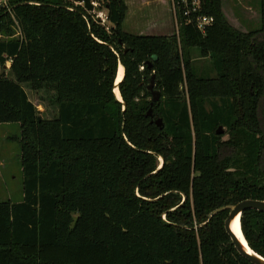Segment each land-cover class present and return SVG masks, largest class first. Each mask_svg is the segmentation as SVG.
Returning a JSON list of instances; mask_svg holds the SVG:
<instances>
[{"label": "trees", "instance_id": "16d2710c", "mask_svg": "<svg viewBox=\"0 0 264 264\" xmlns=\"http://www.w3.org/2000/svg\"><path fill=\"white\" fill-rule=\"evenodd\" d=\"M102 1L109 30L69 0L0 5V125L19 126L23 161V201L0 202V264H251L229 211L212 214L264 202V0L257 33L201 0L215 21L205 36L180 9L178 35L131 34L124 0ZM195 49L215 77L198 73ZM240 220L264 257V212Z\"/></svg>", "mask_w": 264, "mask_h": 264}, {"label": "rangeland", "instance_id": "374dc122", "mask_svg": "<svg viewBox=\"0 0 264 264\" xmlns=\"http://www.w3.org/2000/svg\"><path fill=\"white\" fill-rule=\"evenodd\" d=\"M222 11L226 20L238 30L249 33H257L261 29L260 8L261 0H220ZM6 4L8 0H5ZM127 6V14L124 20V29L131 34H140L151 25L153 20H168L175 23L173 34L178 35V22L176 21L171 0H124ZM104 1L95 11L96 19H104L102 25L109 30L112 25L108 22V11L104 7ZM175 21V22H174ZM156 26V25H155ZM1 38V35H0ZM192 51L191 58L194 66L201 76L205 78L215 77L210 60L201 58L198 51ZM9 67V65H8ZM8 69V68H6ZM0 68V75L3 73ZM9 74V71L6 72ZM29 98L41 113L42 119H53L57 115V109L49 101L45 100L46 94H36L26 88ZM182 93L186 86L181 88ZM240 112L242 108L239 109ZM21 130L17 124L0 125V202L18 203L23 201V172L21 157ZM163 160L160 159V163Z\"/></svg>", "mask_w": 264, "mask_h": 264}, {"label": "water", "instance_id": "95a60500", "mask_svg": "<svg viewBox=\"0 0 264 264\" xmlns=\"http://www.w3.org/2000/svg\"><path fill=\"white\" fill-rule=\"evenodd\" d=\"M73 1L76 3L84 4V7L87 11L93 12L95 9V5L93 3L97 2L98 0H73ZM120 66H123L121 62L118 66V70H119ZM124 74H125V69H124ZM117 77H118V73H117ZM123 79H124V77H123ZM123 79H122V81H123ZM122 81L117 83V78H116V83H115V88H114V94L115 95H116L115 89H118V91H119V85ZM154 87H155V85H154V81H153L151 83V85L149 86V90L152 91V94H153V103H156V102L160 101L161 95L158 91L154 90ZM119 95H120V98L116 95L117 99L120 102H123L120 91H119ZM124 110H126V106H124ZM152 116H153V109L151 108L147 114V117H152ZM155 124L158 127L163 128V121L161 119L156 120ZM219 134H222V131H219ZM162 167H163V164L161 165L160 168H162ZM185 200L186 199L184 198V201ZM251 209L264 212V202L252 200V199L247 200V201H243V202L235 204L233 206H229L227 208L219 209V210L215 211V213L212 214V216H214L218 212L228 210L229 216L226 219L225 227H226V231L229 234L230 238H232L233 245L235 246L237 252L239 253L240 256H243L244 258H246L251 264H264V257H262L261 255H259L253 249L250 248V246L247 242V239L244 237L243 232H242V225H241L240 218L245 211H248ZM236 219L240 220V230H241V236L243 239H241L233 231V223L236 221Z\"/></svg>", "mask_w": 264, "mask_h": 264}, {"label": "built area", "instance_id": "2783aa9c", "mask_svg": "<svg viewBox=\"0 0 264 264\" xmlns=\"http://www.w3.org/2000/svg\"><path fill=\"white\" fill-rule=\"evenodd\" d=\"M75 3L76 5L84 7V4L76 3L73 0H69ZM173 10L176 17V11L180 9L183 12L184 17L187 18L188 22L191 24H195L198 31L205 36L208 29L214 24L213 16H209L203 13V4L201 0H171ZM95 5V9L91 13H95L96 9L99 6L98 2L93 3ZM0 5H6V2L3 1ZM85 8V7H84ZM99 20V19H98ZM103 18L101 16L100 22H103Z\"/></svg>", "mask_w": 264, "mask_h": 264}, {"label": "crops", "instance_id": "0c3cea01", "mask_svg": "<svg viewBox=\"0 0 264 264\" xmlns=\"http://www.w3.org/2000/svg\"><path fill=\"white\" fill-rule=\"evenodd\" d=\"M169 1L170 0H167V2H166L167 6L170 5V3H168ZM151 24H154V27L149 25L146 28V30H143L138 35H143V36H172V35H174L173 31L175 30V23L172 24L171 21H168L166 19L165 20L162 19L161 21L153 20V21H151Z\"/></svg>", "mask_w": 264, "mask_h": 264}, {"label": "bare ground", "instance_id": "6f19581e", "mask_svg": "<svg viewBox=\"0 0 264 264\" xmlns=\"http://www.w3.org/2000/svg\"><path fill=\"white\" fill-rule=\"evenodd\" d=\"M124 77V67L120 66L118 70V77H117V83L122 81ZM116 95L120 98L118 89H115ZM233 231L241 238V230H240V220L236 219V221L233 223Z\"/></svg>", "mask_w": 264, "mask_h": 264}]
</instances>
